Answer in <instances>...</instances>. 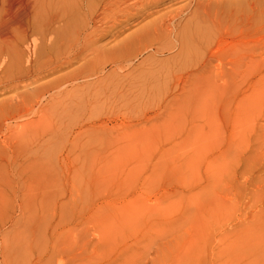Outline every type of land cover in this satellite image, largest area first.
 Segmentation results:
<instances>
[{"label": "rangeland", "instance_id": "rangeland-1", "mask_svg": "<svg viewBox=\"0 0 264 264\" xmlns=\"http://www.w3.org/2000/svg\"><path fill=\"white\" fill-rule=\"evenodd\" d=\"M205 12L208 55L221 56L170 82L151 76L149 94L122 99L106 123L108 149L127 134L121 175L101 196H65L28 171L2 189L0 264H264V0H208ZM244 46L246 83L232 68L243 57L229 53ZM151 54L117 78L134 84Z\"/></svg>", "mask_w": 264, "mask_h": 264}, {"label": "bare ground", "instance_id": "bare-ground-1", "mask_svg": "<svg viewBox=\"0 0 264 264\" xmlns=\"http://www.w3.org/2000/svg\"><path fill=\"white\" fill-rule=\"evenodd\" d=\"M207 5L208 0H0V195L28 171L54 179L66 188L65 196H101L121 175L120 141L127 134L117 131L108 149L106 123L121 113L122 99L137 88L149 94L151 76L170 82L221 56L208 55ZM137 25L116 42L120 32ZM104 38L114 40L113 46L99 47ZM148 49L152 54L133 69L134 84L119 80ZM168 50L177 51L168 65L154 58ZM229 53L243 57L232 68L242 71L246 83V47ZM107 68L114 76L109 81L101 78Z\"/></svg>", "mask_w": 264, "mask_h": 264}]
</instances>
